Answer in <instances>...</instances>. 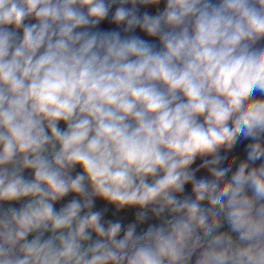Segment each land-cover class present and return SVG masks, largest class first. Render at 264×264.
<instances>
[{
  "label": "clouds",
  "instance_id": "obj_1",
  "mask_svg": "<svg viewBox=\"0 0 264 264\" xmlns=\"http://www.w3.org/2000/svg\"><path fill=\"white\" fill-rule=\"evenodd\" d=\"M0 264H264V0H0Z\"/></svg>",
  "mask_w": 264,
  "mask_h": 264
}]
</instances>
